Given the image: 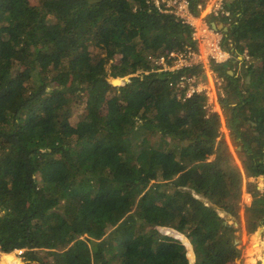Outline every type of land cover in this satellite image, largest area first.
<instances>
[{
  "label": "trees",
  "instance_id": "1",
  "mask_svg": "<svg viewBox=\"0 0 264 264\" xmlns=\"http://www.w3.org/2000/svg\"><path fill=\"white\" fill-rule=\"evenodd\" d=\"M227 6L235 56L212 67L243 170L217 139L222 112L205 92L184 99L181 78L206 72L174 67L172 52L197 47L174 13L154 0H0V264L26 262L16 248L29 264H234L242 220L249 235L264 225V0ZM244 53L245 72L230 73ZM247 251L256 261L258 236Z\"/></svg>",
  "mask_w": 264,
  "mask_h": 264
},
{
  "label": "built area",
  "instance_id": "2",
  "mask_svg": "<svg viewBox=\"0 0 264 264\" xmlns=\"http://www.w3.org/2000/svg\"><path fill=\"white\" fill-rule=\"evenodd\" d=\"M156 6L164 12H172L192 28V38L197 47L182 53L172 52L176 58L174 67L203 64L207 83L201 77L183 76L179 81L181 88H185L184 99L190 98L194 93L205 92L209 97L208 106L212 111L219 109L214 106V99L225 96V77L221 76L213 67L214 64H223L234 58V52L226 46L225 31L227 26L222 18L231 19V10L227 4L229 0H199L196 11L191 10L190 0H154ZM219 19L221 21H219ZM228 19V20H229ZM223 21V22H222ZM166 58L162 56L157 63L165 64ZM214 92V93H213ZM219 95V97H218ZM251 194L249 193V201Z\"/></svg>",
  "mask_w": 264,
  "mask_h": 264
},
{
  "label": "rangeland",
  "instance_id": "3",
  "mask_svg": "<svg viewBox=\"0 0 264 264\" xmlns=\"http://www.w3.org/2000/svg\"><path fill=\"white\" fill-rule=\"evenodd\" d=\"M219 21H221V20L219 19ZM225 23L228 24L229 22L225 21ZM225 43H226V45H228L229 40L226 39ZM236 60H239V62ZM249 60H250V57L247 53H244L242 55H238V57L236 56V58L233 60L236 63V65L235 64L231 65L232 68H230L229 70H231V71L236 70L238 75L239 74L242 75L245 72V69L247 67V62ZM244 78H245V80L249 81V77H247V78L244 77ZM244 78L241 80L242 83L244 82ZM108 79H110V80L113 79V75L110 72L108 74ZM200 80L204 83H207L209 78L207 80V79L201 77ZM218 97H219V95H218ZM83 101H84V96H82L78 100V104L72 106V111H73L72 117L73 118H76V116L83 111L84 106L81 104ZM208 102H209V100H208ZM213 102H214V106H216L219 109V112L220 113L222 112V115H223V110L221 107L220 99H218V105H217L215 99ZM206 106H208V103ZM224 116L225 115L222 116L223 117V125L219 129V130H221L223 135H221V134L219 135V140H221L223 138L226 140L232 155L235 157L238 165L242 168V162H241L239 152H238V149H240V146H236V144L233 143L231 136H230V129L226 123V118ZM241 122L244 123L243 127H248V122L246 121V119L242 120ZM242 170H243V168H242ZM251 180H255V179H251ZM247 181H248V179L246 178V176L244 174V187H243V191H242V195H241V201H240V213H241L242 217L244 216L245 204H249L252 200V197H251V199L249 201V196H248L249 192H247V189H246ZM256 181L258 183V186L262 190H264V178L258 177L256 179ZM260 228H264V225H262ZM257 232L252 234V235H249L247 233V229H246L244 219L242 220V236L240 239L237 240L239 242V244L237 246L238 251H237V253H234L236 255L235 257L231 256V258L234 261V264H264L263 259L260 257L261 255H263V257H264V230L261 233H259V232L257 233ZM257 236L261 240V254L255 253L254 257L256 258V261L253 262L252 260H250L251 256L248 255L247 250L250 247V244L254 242L255 237H257ZM24 250H25L24 248H16L15 249V251H17V255L19 257L26 259V262H24L23 264H29V263H31V261L28 260L26 257H24V255H23Z\"/></svg>",
  "mask_w": 264,
  "mask_h": 264
},
{
  "label": "water",
  "instance_id": "4",
  "mask_svg": "<svg viewBox=\"0 0 264 264\" xmlns=\"http://www.w3.org/2000/svg\"><path fill=\"white\" fill-rule=\"evenodd\" d=\"M229 72H230V73H233V71H231V70H229ZM118 79L120 80V82L118 81ZM121 81H122V80H121L120 78H113V79H112V83L115 84V85L120 84ZM260 177L264 178V176H260ZM263 230H264V228H260L258 232L261 233ZM258 232H257V233H258ZM168 233H169V234H173L174 237L180 238L185 244L188 245L187 240H186L187 237H185V236H184L183 234H181L180 232L175 231V230H168ZM32 263H33V264H39V263H37V262H32Z\"/></svg>",
  "mask_w": 264,
  "mask_h": 264
},
{
  "label": "crops",
  "instance_id": "5",
  "mask_svg": "<svg viewBox=\"0 0 264 264\" xmlns=\"http://www.w3.org/2000/svg\"><path fill=\"white\" fill-rule=\"evenodd\" d=\"M218 133H219V134H218V138H217V139H219V135H220V134L223 135L222 132H221V130H219ZM202 153H204V152L202 151ZM214 156H215V150H214ZM213 158H214V157H213Z\"/></svg>",
  "mask_w": 264,
  "mask_h": 264
},
{
  "label": "clouds",
  "instance_id": "6",
  "mask_svg": "<svg viewBox=\"0 0 264 264\" xmlns=\"http://www.w3.org/2000/svg\"><path fill=\"white\" fill-rule=\"evenodd\" d=\"M165 233L169 234V233H168V230H165Z\"/></svg>",
  "mask_w": 264,
  "mask_h": 264
},
{
  "label": "bare ground",
  "instance_id": "7",
  "mask_svg": "<svg viewBox=\"0 0 264 264\" xmlns=\"http://www.w3.org/2000/svg\"><path fill=\"white\" fill-rule=\"evenodd\" d=\"M248 196H249V194H248Z\"/></svg>",
  "mask_w": 264,
  "mask_h": 264
}]
</instances>
